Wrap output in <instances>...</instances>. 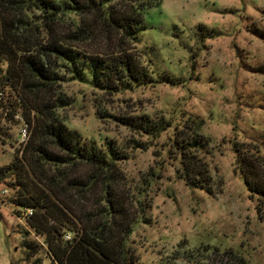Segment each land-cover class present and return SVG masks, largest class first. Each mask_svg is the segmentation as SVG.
<instances>
[{
	"label": "rangeland",
	"instance_id": "1",
	"mask_svg": "<svg viewBox=\"0 0 264 264\" xmlns=\"http://www.w3.org/2000/svg\"><path fill=\"white\" fill-rule=\"evenodd\" d=\"M79 22L62 16L58 37ZM90 38L72 44L87 53L115 49L100 32ZM128 47L141 52L157 83L104 96L68 79L58 90L70 104L57 113L87 141L111 139L127 148L116 194L135 219L129 237L135 264H264V208L258 212L250 198L233 148L252 143L264 160V0H159ZM122 117L148 121L159 132L138 134L115 119ZM21 124L0 119V167L14 161ZM182 127L206 143L211 194L179 176L172 137ZM132 140L141 147L128 149ZM14 193L0 184V264H24L20 230L29 228L9 203ZM27 239L41 242L32 233Z\"/></svg>",
	"mask_w": 264,
	"mask_h": 264
},
{
	"label": "trees",
	"instance_id": "2",
	"mask_svg": "<svg viewBox=\"0 0 264 264\" xmlns=\"http://www.w3.org/2000/svg\"><path fill=\"white\" fill-rule=\"evenodd\" d=\"M158 5L159 0H0V119L15 125L22 120L29 132L13 163L0 167V184L15 191L9 203L17 216L32 210L25 219L29 229L20 230L24 264H44V257L48 264L138 262L129 242L135 219L116 194L124 179L119 163L128 159L127 148L121 150L111 139L99 145L68 129L57 110L70 100L58 88L72 79L114 96L157 83L149 62L128 44H137L147 12ZM72 15L80 17L79 24L63 39L58 37V20ZM96 32L115 46L113 52L87 53L73 45ZM18 115L20 120L15 119ZM115 119L141 135L159 132L148 121ZM190 129L176 128L172 137L179 176L187 187L211 194V176L202 157L206 143ZM131 143L128 149L141 147ZM233 148L242 182L260 212V149L252 143H235ZM80 166L83 172H77ZM30 233L41 242L28 240Z\"/></svg>",
	"mask_w": 264,
	"mask_h": 264
},
{
	"label": "built area",
	"instance_id": "3",
	"mask_svg": "<svg viewBox=\"0 0 264 264\" xmlns=\"http://www.w3.org/2000/svg\"><path fill=\"white\" fill-rule=\"evenodd\" d=\"M0 100H1V97H0ZM15 119L16 120H20L19 115L15 116ZM21 125H23V126L20 129V142H19L18 149H20L22 146H24V144L27 142L28 137H29L28 128H27V126L25 125V123L23 121H22ZM6 193H7L6 190L2 191V194H6ZM31 215H32V210L28 209V210H25L23 212V214H20V216H18V217L21 218V219H26L27 217H29Z\"/></svg>",
	"mask_w": 264,
	"mask_h": 264
}]
</instances>
